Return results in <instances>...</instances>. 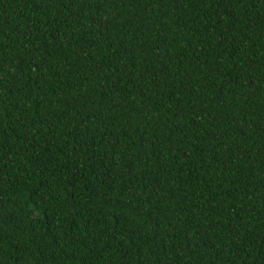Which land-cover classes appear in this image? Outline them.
Listing matches in <instances>:
<instances>
[{
	"label": "trees",
	"instance_id": "16d2710c",
	"mask_svg": "<svg viewBox=\"0 0 264 264\" xmlns=\"http://www.w3.org/2000/svg\"><path fill=\"white\" fill-rule=\"evenodd\" d=\"M0 264H264V0H0Z\"/></svg>",
	"mask_w": 264,
	"mask_h": 264
}]
</instances>
